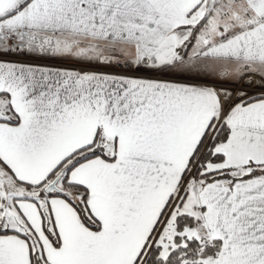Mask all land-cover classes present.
I'll list each match as a JSON object with an SVG mask.
<instances>
[{
    "label": "snow or ice",
    "instance_id": "obj_1",
    "mask_svg": "<svg viewBox=\"0 0 264 264\" xmlns=\"http://www.w3.org/2000/svg\"><path fill=\"white\" fill-rule=\"evenodd\" d=\"M0 264H264V0H0Z\"/></svg>",
    "mask_w": 264,
    "mask_h": 264
}]
</instances>
